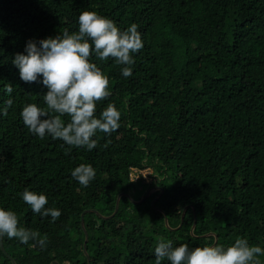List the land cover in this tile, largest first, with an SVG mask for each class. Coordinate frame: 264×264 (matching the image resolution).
<instances>
[{"label": "trees", "instance_id": "1", "mask_svg": "<svg viewBox=\"0 0 264 264\" xmlns=\"http://www.w3.org/2000/svg\"><path fill=\"white\" fill-rule=\"evenodd\" d=\"M84 10L121 30L136 23L143 48L127 78L114 60L93 58L111 92L96 115L113 103L120 127L66 154L62 140L24 125L23 106H44L47 89L42 77L22 81L12 60L30 39L78 31ZM80 163L96 170L87 187L71 176ZM146 166L157 176L148 185L162 191L135 201L131 167ZM25 188L45 194L59 218L34 213ZM0 207L48 240L41 248L4 236L0 264H14L8 254L17 264H88L85 229L90 264H155L160 236L190 249L215 235L264 248V0H0Z\"/></svg>", "mask_w": 264, "mask_h": 264}, {"label": "clouds", "instance_id": "2", "mask_svg": "<svg viewBox=\"0 0 264 264\" xmlns=\"http://www.w3.org/2000/svg\"><path fill=\"white\" fill-rule=\"evenodd\" d=\"M142 48L136 23L121 30L113 20L89 10L79 14L78 31L64 29L62 34L40 40L39 45L30 39L25 46L26 54L17 53L12 63L22 81L33 83L42 77L47 91L43 95L44 106L36 103L23 106L20 116L24 125L40 139L50 136L62 140L67 145L66 154L73 148L88 151L96 148L98 133L110 136L119 129L121 112L115 104L108 103L97 117V104L111 92L109 77L93 58L100 62L114 60L123 66L121 73L127 78L132 75L133 54ZM4 90L10 94L13 87L9 83ZM12 105L13 100L8 99L3 115L8 114ZM95 175L96 170L87 163H80L71 171V176L84 187ZM21 196L34 213L50 216L53 222L61 215L59 209L45 207L48 198L43 193L25 188ZM4 236L23 244L34 241L41 248L48 242L46 235L20 226L15 211L0 207V238ZM154 254L155 264H162L164 260L170 264H262L259 257L264 256V248L251 245L247 238L237 237L228 245L216 242L190 249L187 243L174 247L171 239L160 236Z\"/></svg>", "mask_w": 264, "mask_h": 264}, {"label": "rangeland", "instance_id": "3", "mask_svg": "<svg viewBox=\"0 0 264 264\" xmlns=\"http://www.w3.org/2000/svg\"><path fill=\"white\" fill-rule=\"evenodd\" d=\"M155 177H157L156 173L153 172V169L151 167L148 166L144 168L131 167L130 179L138 181V183H136L137 187L133 192V194H141L142 196L147 191V188L149 192L155 190L156 185L154 184L148 185L154 180ZM136 199L137 198H135V200ZM210 231H212V229H210Z\"/></svg>", "mask_w": 264, "mask_h": 264}, {"label": "water", "instance_id": "4", "mask_svg": "<svg viewBox=\"0 0 264 264\" xmlns=\"http://www.w3.org/2000/svg\"><path fill=\"white\" fill-rule=\"evenodd\" d=\"M156 187L160 188V190L162 191V187L157 186V185H156ZM120 194H121V193H119V194L117 195V197H116L115 208H114V210H113L112 213L109 214L107 217H111V216H114V215H115L116 210H117V208H118V204H119ZM147 194H148V193H147ZM147 194L145 193L141 198H139L138 200H135V201L142 200L143 198H145V197L147 196ZM182 219H183V212H182V216H181V220H182ZM81 224H82V226L84 227V224H83V217H81ZM194 224H195V220H194V223H193V225H192V228H193ZM179 225H180V224H179ZM179 225H178V226H179ZM178 226H177V227H178ZM209 232L211 233L212 231H207V233H209ZM213 232H214V231H213ZM216 239H217V236L215 235V239H214V242H213V243H215ZM87 240H88V234H87L86 229H85V238H84V242H83V250H84V252H85L86 255H87L88 264H90V262H89L90 258H89V255H88L87 251H86V243H87ZM0 246H1V248H3V246H2V238H0ZM8 256L10 257L11 261H12L14 264H17V263L15 262V260L13 259L12 256H10L9 254H8ZM50 264H58V263H57L56 260H52V261L50 262Z\"/></svg>", "mask_w": 264, "mask_h": 264}, {"label": "crops", "instance_id": "5", "mask_svg": "<svg viewBox=\"0 0 264 264\" xmlns=\"http://www.w3.org/2000/svg\"><path fill=\"white\" fill-rule=\"evenodd\" d=\"M155 189H157V187H156ZM145 193L147 194V193H150V192H149V191H147V192H145ZM143 195H144V194H143ZM143 195H142V196H143Z\"/></svg>", "mask_w": 264, "mask_h": 264}]
</instances>
